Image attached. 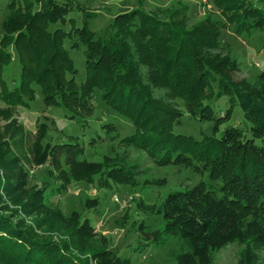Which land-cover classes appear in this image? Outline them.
<instances>
[{"label": "trees", "instance_id": "1", "mask_svg": "<svg viewBox=\"0 0 264 264\" xmlns=\"http://www.w3.org/2000/svg\"><path fill=\"white\" fill-rule=\"evenodd\" d=\"M215 4L223 21L207 16L188 27L190 18L181 9L159 13L135 9L117 15L98 35L90 24L72 32L51 30L57 22L66 23L69 9L59 0H12L0 37V101L7 105L0 109V116L18 106L30 107L39 86L47 105H62L70 118L84 121L81 113L93 109L92 100L99 91L106 108L135 128L121 139L124 146L157 155L161 166L195 161L201 164L198 170L208 171L211 180L221 182L218 189L200 182L169 193L159 209L163 230L153 240H172L177 264H214V253L234 242L246 246L239 264H259L256 251L264 249V72L253 82L235 78L240 66L225 50L222 38L226 25L234 26L238 35L264 27V11L252 0H215ZM75 36L79 41L71 47L85 48L87 58L84 83L76 81L74 60L65 46ZM11 47L21 63L19 83L13 90L7 89L2 78L12 59ZM213 83L218 85L216 92ZM222 97L229 98V108L218 116L210 104ZM236 107L244 114L245 127L222 128L232 120ZM186 113L209 123L202 131L203 139L174 134V126L182 123ZM40 127L45 131L44 123ZM6 133L0 131V137ZM22 142L21 138L17 144ZM6 144L1 138L0 161L9 151ZM50 144L45 150L51 158L67 146ZM66 153L76 166H93L79 158V149ZM26 174L21 167L16 183H2L0 176V190L7 192L12 203L20 204L9 215L0 214V264H88L72 249L106 264H132L110 248L109 240L100 249L84 246L85 241L94 240L93 224L82 220L78 212L67 217L53 205L58 200H46L47 180L26 195ZM74 175L76 180L85 179L77 172ZM124 177L117 178L124 181ZM66 189V182L52 185L53 197ZM97 204L87 203V210ZM8 208L3 205L0 211ZM20 211L35 216L33 223L22 217L14 221ZM49 232L65 238L56 241L46 236Z\"/></svg>", "mask_w": 264, "mask_h": 264}, {"label": "rangeland", "instance_id": "2", "mask_svg": "<svg viewBox=\"0 0 264 264\" xmlns=\"http://www.w3.org/2000/svg\"><path fill=\"white\" fill-rule=\"evenodd\" d=\"M11 1L0 0V37L3 33V20L8 12L7 5ZM252 2L264 11V0ZM59 3L69 9L66 23L57 22L51 26V30L63 28L72 32L77 27L90 24L92 30L103 35L117 15L135 9L152 13L181 9L190 18L188 27H193L207 16L223 21L215 0H59ZM222 40L227 45L225 50L230 52L240 66L235 78H247L253 82L264 72V27L252 28L251 31L238 35L234 26L226 25ZM74 41H79L76 36L73 40L68 38L65 46L74 60L76 81L84 83L88 76L85 48L73 49L71 46ZM13 49L10 48L13 54L11 62L2 73L7 89L10 90L18 85L21 72V63ZM2 88L0 84V91ZM35 88L36 98H31L30 107L18 106L0 116V131H7L0 139L7 143L5 150L9 148L0 161L2 183L8 180L16 183L22 167L27 173V181L24 183V189L28 190L26 195L47 180L50 183H47L46 200H58L53 205L60 208L67 217L78 212L77 214L82 215V220H89L93 224L96 237L91 242L85 241L84 246L100 249L102 243L109 240L107 243L110 248L120 257L130 258L132 264H177L171 251L173 241L153 240L164 227L163 218L159 214L162 202L173 191L192 187L200 182L205 183L208 188L218 189L221 182L211 180L208 171L198 170L196 166L201 164L195 161L191 165L161 166L157 164V155L152 156L140 147L124 146L121 139L132 135L135 128L106 108L99 91L92 100L93 109L83 111L81 114L85 120L81 121L79 118H70V112L62 105H47L42 88ZM213 90L218 91L217 83H213ZM228 101V97H222L210 105L214 113L221 116L229 108ZM2 108H7V105L0 101V109ZM245 122L241 108L236 107L232 120L222 128L228 125L245 127ZM42 123L46 125L45 131L40 127ZM208 126L209 123L194 119L186 113L182 123L174 126L173 132L201 140L202 131ZM21 138L23 142L17 144ZM256 142L260 143V140ZM41 143L43 147H40ZM48 143L67 146L56 154L57 158H51L45 150ZM71 149H79V158L88 160L93 166L79 167L68 161L66 151ZM74 172L80 176L85 175V179L76 180L78 176ZM88 173L93 174L90 175L91 180ZM123 175L127 177H124V181L117 178ZM65 182L66 192L53 197L52 185L60 186ZM0 198V207L9 206L7 210L0 211V214L9 215L10 211L20 205L12 203L3 188L0 190ZM91 202L98 203L97 208L87 210V203ZM21 217L29 224L35 219V216L28 217L20 211V215H15L14 221ZM46 236L56 241L65 238L60 237L59 232H49ZM245 247L239 242L231 243L214 253L213 263L239 264ZM71 251L78 254L80 259L87 260L88 264H106L88 254H81L80 249ZM256 252L261 259L259 264H264V249Z\"/></svg>", "mask_w": 264, "mask_h": 264}]
</instances>
